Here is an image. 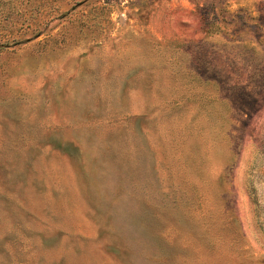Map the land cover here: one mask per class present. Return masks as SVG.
Here are the masks:
<instances>
[{"label":"rangeland","instance_id":"1","mask_svg":"<svg viewBox=\"0 0 264 264\" xmlns=\"http://www.w3.org/2000/svg\"><path fill=\"white\" fill-rule=\"evenodd\" d=\"M0 264H264V0H0Z\"/></svg>","mask_w":264,"mask_h":264}]
</instances>
